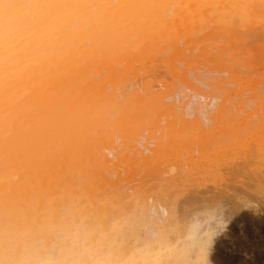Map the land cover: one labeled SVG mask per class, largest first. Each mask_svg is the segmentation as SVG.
Wrapping results in <instances>:
<instances>
[{
  "label": "bare ground",
  "instance_id": "obj_1",
  "mask_svg": "<svg viewBox=\"0 0 264 264\" xmlns=\"http://www.w3.org/2000/svg\"><path fill=\"white\" fill-rule=\"evenodd\" d=\"M263 132L264 0H0V264H215L168 189Z\"/></svg>",
  "mask_w": 264,
  "mask_h": 264
},
{
  "label": "rangeland",
  "instance_id": "obj_2",
  "mask_svg": "<svg viewBox=\"0 0 264 264\" xmlns=\"http://www.w3.org/2000/svg\"><path fill=\"white\" fill-rule=\"evenodd\" d=\"M262 134L261 136H264V132ZM255 135H251L253 139L250 141L245 135V133H241L242 137L246 136L244 137L246 141V143L245 141L243 142L244 146H246V144H251V145L254 144V142L252 143L253 140L257 142L258 140L257 138L260 137V134L256 135L258 137H256ZM225 137L226 139H228V136H226V134L223 138L225 139ZM241 139L243 141V138ZM261 139L264 140V137H262ZM248 141H250V143ZM238 153L239 152H237L236 150V152L233 153V156L228 157L229 159L225 157L221 162V166L219 165L218 173L216 175H213V177L211 178H201L199 174H197L199 177L195 175H193L194 177L192 176L187 177L185 173L183 174L179 173L180 179H178L179 181L177 180L178 183L177 181L175 182L176 190H174L175 189L174 186L172 187L173 190H170L171 189L170 187L168 189V193L169 192L172 193L174 191L173 192L174 195L169 193V196L172 195L173 198L171 196L170 198L175 200V206L177 211L176 215L180 220L182 219L181 222L182 226L186 225L187 222H190V220H193V218L195 219L196 217L201 218V220H204L206 218V215L207 216L209 215L208 211L210 209L204 207L203 201L207 200L208 202L212 203L214 199H218L217 206L214 208L216 211L213 209L215 211V214L217 213V215L213 219V221H211V223L214 224V226H216L217 224H219L220 221H225V226L223 228V231H221L219 235L214 239L213 245L209 250V257L213 259L214 263L216 262L215 264H240V263L264 264V260H262L264 259V244H263L264 231L261 232L262 230H259L257 233L258 235H256L255 237L257 239L256 240L254 239L255 241L252 242L253 246L251 247L247 246L244 249L243 248L244 245H246L247 241H249V237H247L249 232L248 231L245 232L247 230V225L245 223V220L243 221L239 219L242 214H243L242 216H246V217L248 215L254 217L257 216L260 217L261 219L264 218L263 211L261 212L259 211L258 213L257 211L256 213L253 212L254 209H259V208L260 210L264 209V180H262V183L259 184L256 182V174L258 173V171H260V169L261 171H264V164L258 160L251 159L252 161L248 162V166H247L246 162L241 163L243 159L241 157L239 159ZM236 156L238 157L234 158ZM170 158L172 159L170 160ZM170 158L167 159L168 161L166 160L167 163L164 162L160 167L166 170L165 167H168L169 165L176 163L177 165L176 164L175 165L177 167V170L184 169L185 165L181 167L179 163V167H178V163L176 162L177 159L174 157H170ZM240 163L242 165L245 164L247 167H244L245 165L244 166L240 165ZM249 163L251 165H249ZM177 175L178 173L173 174L171 177H176ZM141 176H143V173H141L139 177ZM152 176L153 175H149V177L145 179V181L148 182H150L151 179L153 180L151 181V183L147 182V185L148 184L152 185L153 183L154 185L156 183L155 186L162 184L164 185L162 181L161 182L157 181V179L160 178H156L153 176L155 178L154 179ZM168 178L170 177L168 176ZM156 192L157 190L153 191V193ZM224 198L225 199L227 198L225 202L223 201ZM219 204H221V206ZM185 205L188 206L186 207L187 209H184V211L186 210V212H184L185 214L182 215V210H183L182 207ZM197 210L199 212V215H197L198 214ZM220 214L221 215L223 214L225 216L222 215L223 216L222 217ZM218 215L222 219L219 218ZM262 220L264 221V219ZM240 239L241 240L243 239L242 240L243 242ZM240 242L243 243V246L239 245Z\"/></svg>",
  "mask_w": 264,
  "mask_h": 264
}]
</instances>
